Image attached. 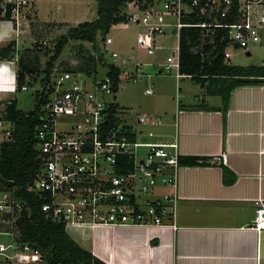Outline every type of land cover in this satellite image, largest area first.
<instances>
[{
    "label": "built area",
    "instance_id": "1",
    "mask_svg": "<svg viewBox=\"0 0 264 264\" xmlns=\"http://www.w3.org/2000/svg\"><path fill=\"white\" fill-rule=\"evenodd\" d=\"M37 1L0 0V20L10 22L18 33L30 30L38 17ZM135 1L128 5L135 11L127 15L128 24L143 30L137 34V48L149 56L170 50L166 60L156 65L160 73L175 77L178 88L182 79L191 78L181 71L184 29L197 31L193 50L201 57L206 56L208 46L216 49L217 41H227L226 62L235 51L251 52L263 40L264 0H167L162 8L158 0ZM169 31L176 42L171 47L159 44L158 39ZM112 43L107 35L105 53L111 61H106L104 53L102 60L96 56L107 68L102 80L75 68L65 69L58 60L50 70L46 63L41 75L30 76L28 85L21 89L17 85L18 90L31 89L38 104V168L25 193L41 197L46 220L64 225L67 233L99 227H169L175 231L183 199L179 144L152 142L154 133L144 131L139 132V140L133 126L119 118L123 111L116 102L123 82L150 80L144 68L152 63L111 52ZM43 47H48V41L40 43ZM107 64L120 70L118 81L109 75ZM147 93H154V85ZM137 122L160 126L163 118L141 114ZM14 132L7 104L0 100V264H38L43 261L41 252L24 240L22 230V223L32 216L31 206L1 166L3 148L14 141ZM167 187L171 191H163ZM254 227L264 229L263 202H258Z\"/></svg>",
    "mask_w": 264,
    "mask_h": 264
},
{
    "label": "crops",
    "instance_id": "2",
    "mask_svg": "<svg viewBox=\"0 0 264 264\" xmlns=\"http://www.w3.org/2000/svg\"><path fill=\"white\" fill-rule=\"evenodd\" d=\"M37 19L23 33L0 20L2 104L4 98L9 99L6 104L17 101L12 87L22 69L26 71L24 85H28L30 75H41L52 56L49 47L46 51L39 48L51 38V34L45 37L49 25L38 24L51 21ZM22 41H29L31 47L21 48ZM9 45L11 50L4 55ZM201 86L204 93L194 101L180 103L174 98L175 108L149 109V115L163 118L160 126L149 124L162 129L150 131L155 135L150 141L178 142L181 160L186 162L180 170L183 199L178 207V229L70 230L81 238L72 239L106 264H264V229L254 227L258 202L264 203V84L236 87L227 106L220 95L210 93L213 89L207 83ZM191 159L195 165L189 163Z\"/></svg>",
    "mask_w": 264,
    "mask_h": 264
},
{
    "label": "trees",
    "instance_id": "3",
    "mask_svg": "<svg viewBox=\"0 0 264 264\" xmlns=\"http://www.w3.org/2000/svg\"><path fill=\"white\" fill-rule=\"evenodd\" d=\"M96 1L97 17L95 20L70 26L66 32L57 36L54 42V53L47 62V70H50L60 59L70 42H89L94 49H97L99 38L105 40L114 26L128 24V15L125 10L134 0ZM149 1L154 2L155 0ZM198 37L197 31L194 29L183 30L181 71L184 75L190 76L195 84L204 85L207 83L213 89L210 93L220 95L225 106L228 105L231 93L236 87L247 84H264V66L240 67L225 61L224 52L228 46L227 41L222 43L217 41L216 49H213L214 46H208L205 57L196 54L193 47ZM6 49L4 55H8L5 51L10 52L11 45ZM99 56L102 60V55ZM108 66L110 67L109 75L118 81L120 70L113 65ZM85 71L90 76L93 74L92 71ZM25 75L24 69L18 74L20 89L24 86ZM30 76L33 77V75ZM37 105L36 101L35 110L25 114L18 109L16 100L7 103L8 118L15 123V132L14 141L3 148L1 160L4 175L17 182L32 209L31 218L22 223L24 240L39 248L45 264H106L72 239L64 225L46 220L42 212L43 200L41 197L25 193L26 187L35 178L38 168L35 150V129L39 123ZM131 138L132 140L136 139L134 134ZM189 163L195 165L196 161L191 159ZM181 164L184 166L186 162L181 160Z\"/></svg>",
    "mask_w": 264,
    "mask_h": 264
},
{
    "label": "rangeland",
    "instance_id": "4",
    "mask_svg": "<svg viewBox=\"0 0 264 264\" xmlns=\"http://www.w3.org/2000/svg\"><path fill=\"white\" fill-rule=\"evenodd\" d=\"M145 1L136 0L135 2L142 4ZM165 1L167 0H158V7L162 8ZM36 7L39 19L51 21L49 23L38 22L39 25H49L48 28L50 31L45 34V37H49L48 35L51 34L50 42L48 41L50 52H54V42L59 34L66 32L70 26L75 25L77 22L93 21L97 17L96 0H38ZM125 11L133 12L135 8L129 6ZM37 18L35 21L38 20ZM141 31H143L142 27H138L133 23L119 24L111 29L108 36L113 40L112 45H110L111 52L116 51L121 56H134L139 58L142 63H152V65L144 68L150 76V80L123 82L116 95V102L123 111L119 114L121 121L133 124L134 131L137 134L141 130H144V133L148 134L150 131L156 133L162 129H159V127H150L151 124L147 125L149 127L139 126L137 124L139 115H149L150 108L158 109V111L163 108H175L176 101L188 103L189 100L194 101L195 97L203 95L204 92L202 86L200 84H194L191 78L182 79L178 88L175 77L160 73L161 67L156 64L159 62L163 63L170 50L157 51L155 55L149 56L144 50L138 49L137 34ZM170 31L167 33V36L158 39L159 44L171 47L176 42V38L173 37ZM30 47L31 43L29 41L26 43L22 41L21 48L27 49ZM48 47H43L42 49L46 51ZM251 52L253 56L247 57L244 51H235L233 57L230 59V63L241 67L264 66V45L253 47ZM102 54L105 56L106 61L112 60L111 56L105 53L103 38L98 39L97 49H94L93 45L89 42L73 41L66 46L64 53L60 57L62 60L60 64L65 69L82 68L81 70L92 71L99 80H102L106 76L107 68L102 67L100 61L96 59V56ZM64 58L66 60H63ZM70 61L75 65L68 64ZM17 85V78H15L12 91L14 93L13 95L16 94L15 99H17L18 109L25 114L34 111L37 98L32 95L33 91L31 89L27 91L18 90ZM152 85H154V93L148 94L147 90ZM174 98H176V101ZM5 100L9 101V99L4 98V104H6ZM140 137L141 135L139 134V140ZM69 234L73 238L81 239L80 235L78 236L76 232L70 231Z\"/></svg>",
    "mask_w": 264,
    "mask_h": 264
},
{
    "label": "water",
    "instance_id": "5",
    "mask_svg": "<svg viewBox=\"0 0 264 264\" xmlns=\"http://www.w3.org/2000/svg\"><path fill=\"white\" fill-rule=\"evenodd\" d=\"M248 55H250V54H248Z\"/></svg>",
    "mask_w": 264,
    "mask_h": 264
}]
</instances>
